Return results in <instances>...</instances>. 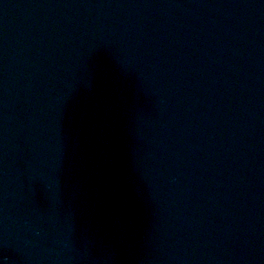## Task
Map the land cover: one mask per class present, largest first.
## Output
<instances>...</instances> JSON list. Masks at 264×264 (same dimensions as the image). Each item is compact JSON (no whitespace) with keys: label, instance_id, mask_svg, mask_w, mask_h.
Wrapping results in <instances>:
<instances>
[{"label":"water","instance_id":"obj_1","mask_svg":"<svg viewBox=\"0 0 264 264\" xmlns=\"http://www.w3.org/2000/svg\"><path fill=\"white\" fill-rule=\"evenodd\" d=\"M0 264H264V0H0Z\"/></svg>","mask_w":264,"mask_h":264}]
</instances>
